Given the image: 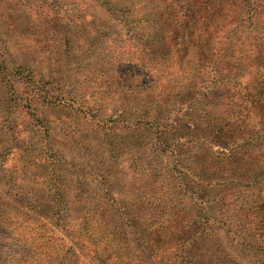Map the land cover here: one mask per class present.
Masks as SVG:
<instances>
[{
	"label": "rangeland",
	"instance_id": "obj_1",
	"mask_svg": "<svg viewBox=\"0 0 264 264\" xmlns=\"http://www.w3.org/2000/svg\"><path fill=\"white\" fill-rule=\"evenodd\" d=\"M214 1L0 0V264H127L136 224L187 209L186 183L163 182L150 149L138 156L149 131L132 124L170 105L169 122L185 121L176 137L196 127L183 119V91L153 84L154 60L167 61L165 25L188 9L216 20ZM235 192L225 204L238 210ZM99 219L117 234L109 259ZM217 238L218 264H260L263 248L238 247L222 229ZM173 252L161 249L158 263L180 264Z\"/></svg>",
	"mask_w": 264,
	"mask_h": 264
},
{
	"label": "trees",
	"instance_id": "obj_2",
	"mask_svg": "<svg viewBox=\"0 0 264 264\" xmlns=\"http://www.w3.org/2000/svg\"><path fill=\"white\" fill-rule=\"evenodd\" d=\"M214 14L218 19L188 9L175 16L174 25L164 26L161 44L167 61L154 60L157 75L153 84L165 81L164 93L182 90L183 119L195 120L196 127L176 137L184 120L169 122L177 111L170 105L156 106L150 116L137 117L149 121L132 127L149 131L150 141L138 156L150 149L156 155L155 169H159L155 174L163 182L186 183L188 204L187 209L178 204L167 218L159 216L147 228L136 224L133 238L139 249L127 264L133 258L136 264H156L158 252L172 246L176 249L172 259L180 264H218L219 229L231 236L232 243L238 242V247L263 248L262 258H256L263 262L264 0H215ZM214 92L223 95L214 100ZM230 190L238 191V210L225 204L234 196ZM220 203L224 208L218 219L210 211ZM197 205L200 209L194 212ZM100 223L99 234L106 237L102 252L109 259L118 253L107 246L116 241L117 234L106 231L110 223ZM152 227L155 230L148 233L146 229ZM247 232L248 236L241 235ZM247 237L249 243H245ZM94 253L101 257L102 253Z\"/></svg>",
	"mask_w": 264,
	"mask_h": 264
}]
</instances>
